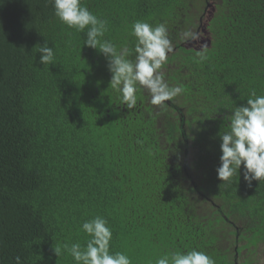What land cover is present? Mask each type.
I'll return each instance as SVG.
<instances>
[{
  "label": "trees",
  "instance_id": "1",
  "mask_svg": "<svg viewBox=\"0 0 264 264\" xmlns=\"http://www.w3.org/2000/svg\"><path fill=\"white\" fill-rule=\"evenodd\" d=\"M82 4L118 49H134V22L166 24L174 51L161 71L184 91L152 105L141 88L128 109L105 56L50 0H0V264H76L54 247L85 245L82 224L96 216L110 252L131 264L191 249L215 264H264V179L249 185L243 165L228 182L216 172L226 117L264 95V0ZM188 29L205 60L180 39ZM45 41L51 65L39 62Z\"/></svg>",
  "mask_w": 264,
  "mask_h": 264
},
{
  "label": "clouds",
  "instance_id": "2",
  "mask_svg": "<svg viewBox=\"0 0 264 264\" xmlns=\"http://www.w3.org/2000/svg\"><path fill=\"white\" fill-rule=\"evenodd\" d=\"M54 14L59 21L78 32L86 31L83 45L97 49L108 61L112 74L110 87L118 93L120 102L128 109L137 104V93L141 88L150 95L149 103L163 105L180 95L182 86H170L165 79L162 66L168 55L174 51L173 42L164 23L153 26L147 22L136 21L132 25L131 35L136 38L134 49L126 46L117 48L109 40L102 39L107 31V22L98 18L82 4V0H50ZM185 43L197 44L202 36L198 31L188 29L180 34ZM207 45L199 43L197 55L205 60ZM134 51V59H129ZM40 63L51 65L55 60L53 47L47 41L37 45ZM228 128L220 133V166L217 177L228 182L244 167V179L252 181L264 179V95L253 92L247 99L246 106L234 107L232 115L227 116ZM87 234L85 245L64 243L54 247L59 257L67 252L76 264H131L130 258L122 252H110L113 234L104 217L96 216L82 224ZM16 264H21L16 257ZM155 264H215L205 252L191 249L186 252L165 253L155 260Z\"/></svg>",
  "mask_w": 264,
  "mask_h": 264
}]
</instances>
